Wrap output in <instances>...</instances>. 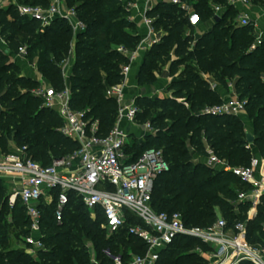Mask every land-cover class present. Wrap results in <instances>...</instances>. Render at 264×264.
I'll use <instances>...</instances> for the list:
<instances>
[{"label":"trees","instance_id":"16d2710c","mask_svg":"<svg viewBox=\"0 0 264 264\" xmlns=\"http://www.w3.org/2000/svg\"><path fill=\"white\" fill-rule=\"evenodd\" d=\"M65 1L74 8L85 26L76 34L77 58L68 80L70 106L84 111L86 120H97L98 134L104 136L114 126L118 114L116 101L105 95V89L121 81L120 67L127 62L115 47L122 45L133 50L139 36L128 32L129 28H134V23L128 19V11L118 0ZM187 1L192 3L201 22L213 19V5L222 7L220 20L210 30L194 38L185 33L193 27L177 6L157 3L148 15L154 18L153 28H162L165 34L145 52L138 82L142 81L143 66L147 65L153 71L171 50L175 57L171 73L176 66L188 61L199 68L206 67L204 73H209L221 85H225L227 80L233 82L237 98L244 101V111L252 126L253 142L247 141L249 132L244 128L241 116L203 112L206 106L221 103V99L198 72L190 69L183 70L168 85L171 97H136L135 104L142 108L137 117L152 111L153 117L149 122L155 133L148 135L144 142H134L130 151L125 147V152L136 158L147 149L162 150L168 170L160 174L154 183L151 201L155 211L179 212L188 226L210 225L216 220L218 211L227 224L232 225L247 219L249 203L236 201L238 192L247 191L250 186L230 172L210 168L203 161L194 162L193 153L205 159L208 155L205 146H208L230 166H245L255 155L253 146L258 157L264 158V39L255 44L253 26L233 22L237 12L227 0ZM252 1L264 6V0ZM17 3L47 8L50 0H17ZM0 26V36L5 38L6 45L0 50L2 151L7 152L6 134L14 132L13 140L17 147H24L25 153L32 151L33 160L48 165L52 159L75 152L78 144L59 132L61 118L56 111L45 107L41 98L32 94L36 80L17 75L18 67L9 55L20 47L17 37H27L32 41L29 47L26 46L27 56L40 49L38 70L47 74L56 87L63 89L65 82L57 64L67 56L72 29L63 18H57L41 28L38 20L19 15L14 4L0 8ZM47 37L48 46L43 44ZM49 53L53 60L49 59ZM19 88L26 91L21 92ZM181 93L185 94L183 101L178 100ZM167 118H170V124L164 123ZM189 148L192 150L189 151ZM5 185L0 179V197ZM54 202L40 207V231L45 249L37 250L36 257L17 248L5 247L8 243L3 233L7 228H3L0 222L3 231L0 233V264H90L83 238L95 242L100 264H111L104 250L122 255L125 261L130 251L136 254L145 252V244L129 234L127 228L105 237L101 228L102 214L98 211L95 219H91L90 212L72 193L69 194L62 222L58 224L53 216ZM5 203L0 200V218L4 215V207L7 208L14 229L20 231L19 236L28 235L29 220L21 201L16 199L13 206L9 205L8 199ZM81 208L86 214L81 212ZM263 225L264 195L254 218L247 220V239L250 243L264 244ZM197 246L206 249L197 240L178 237L161 251L158 264L206 263V258L194 251ZM239 264L251 263L243 261Z\"/></svg>","mask_w":264,"mask_h":264},{"label":"built area","instance_id":"2783aa9c","mask_svg":"<svg viewBox=\"0 0 264 264\" xmlns=\"http://www.w3.org/2000/svg\"><path fill=\"white\" fill-rule=\"evenodd\" d=\"M126 11L134 6L131 0H118ZM149 1V0H148ZM157 3L175 5L187 17L191 27L196 28L201 19L187 0H153ZM236 7L239 4L248 5L250 0H227ZM17 13L21 16L35 19L41 27L48 26L53 20L63 18L68 21L72 31L77 34L85 26L78 19L74 8L62 7L61 0H54L47 8L39 5L15 3ZM214 16L220 15L223 8L214 5ZM151 5L145 6L141 20L148 30L154 32V18L148 16ZM131 20V17L128 16ZM238 24H251L246 12L238 15ZM157 41H159L157 39ZM262 39L256 38L255 44ZM156 43V42H155ZM145 45H137L130 50L122 45L116 46L117 52L126 57L122 64L121 81L112 86H106L105 95L114 98L118 104V114L114 126L107 135H99L97 120H86L85 112L74 110L70 106V89L68 83L60 91L52 87H40L33 93L42 99L43 105L56 111L61 118L59 132L75 141L78 149L43 165L25 155L22 147L17 153H0V179L11 187L8 202L13 206L19 199L24 206L29 220V234L21 237L23 242L31 247L36 256L37 250L45 249L40 231L41 205H50L54 200L53 216L60 224L69 202V194L78 197L87 210L95 218L97 212L102 214L101 228L106 237H111L127 228L128 233L139 238L146 246L143 254L128 253L125 261L120 254H112L104 250L111 264H158L161 251L166 249L174 239L188 237L200 242L201 246L194 251L206 258L207 264H264V244H253L247 239V220L255 214L261 198L264 195V173L262 158L253 155L245 166H230L225 160L219 159L210 149L205 158V165L210 168L230 172L242 183L250 186L247 191L237 194L238 202H248L249 209L246 221H237L228 225L217 212L216 220L207 226H188L184 224L179 212H157L154 210L151 195L155 180L168 170V164L161 149H147L136 158L125 152L129 134L120 126V121L134 123L140 109L135 99H127L123 93L131 62L138 56L139 50ZM27 47L20 46L15 57L25 58ZM65 62V61H64ZM67 63H64V68ZM70 74H67L69 79ZM204 113L213 115L232 114L241 116L244 111V101L236 98L219 104L206 106ZM147 131L154 133L150 122H145ZM133 220V221H132ZM135 221H138L136 223ZM89 252L90 264H100L96 253Z\"/></svg>","mask_w":264,"mask_h":264},{"label":"rangeland","instance_id":"374dc122","mask_svg":"<svg viewBox=\"0 0 264 264\" xmlns=\"http://www.w3.org/2000/svg\"><path fill=\"white\" fill-rule=\"evenodd\" d=\"M53 1L54 0H50V4ZM63 1L65 3V6L66 7L72 8V7H69L67 5V3H66L65 0H63ZM251 3L252 4H255V5H258V3H254L252 0H251ZM66 22L68 23L67 20H66ZM233 22H237L238 23V16L237 15H234L233 16ZM250 22H251V25L252 26L255 25V22H252L251 20H250ZM26 27H27V25H25L24 28H26ZM41 28H44V27H41ZM1 29H2V26H0V30ZM161 29L162 28H159V30H161ZM134 30H136L135 29V25H134V28H132V27L129 28L128 29V32H134ZM162 32L165 34V30L164 29H162ZM185 33L191 34L194 38H197L200 35L199 30H197L196 28L187 29L185 31ZM0 38L2 39V41L4 43V44H2V42H0V50H3L6 47L5 42H4V39L5 38L2 37V36H0ZM256 38L254 39V43H256ZM16 40H17V43H18V47L19 46H27V47H29L32 44V41H30L25 36H21L20 35V36L17 37ZM44 43L47 46L49 45V38L48 37L43 40V44ZM75 43H76V34L72 31L71 32V36L69 38V45H68L69 46L68 47L69 49H68V53H67L66 58L64 59L65 62L62 61V62H59L57 64V66L60 68V74H61V76H62V78H63V80H64L65 83H68L67 74H69V72H70V68H69L70 66L69 67L67 66V67L64 68V63L70 62L71 65L74 64V62H75V60L77 58V51L75 49ZM17 51H18V49L16 51H12L10 53L9 58L11 60H13V57L15 56V54L17 53ZM39 53H40V49H37L33 53H28V56H26L25 58L17 57L18 60H19L18 61L19 62V66L16 65L18 67L17 75L24 76V77L30 78L32 80L35 77H38L39 78V81H37L36 79H34V80H36L37 85L34 86V88H32V90H31L32 94H34L33 91H35L36 89H38L40 87H44V88H50V87H52L55 91H60L61 89L59 87H56L55 86V83L52 82L49 79V77H48L47 74H42L38 70V68H37V61H38V55H39ZM173 56H174V54H173V51L171 50L169 52V54L166 57H164L163 63H159L157 65L158 67L156 69H154L153 71H151L150 68L147 67V65H145V67L143 66V72H142V76L143 77L141 76L142 77L141 78L142 81L139 84V82H138L139 81V74L141 72L140 71V68L141 67H140L139 70H138V75H137V82H138V84L139 85H150L151 83H154L155 82V79L157 78L156 74L163 73L164 69L167 66V62H170V59ZM49 59L50 60H53V57H52L51 53H49ZM53 63L55 64V61H53ZM190 69L198 72L199 75L201 76V78H203L208 83V81L206 79L207 77L204 76L205 74H207V73H204V70L206 69V67L199 68L193 62H189V61L187 63L184 62V63L176 66L175 70L171 73V75L172 76H175L174 78H176V77H178V75L181 72H183V70H190ZM208 75L210 77H212L209 73H208ZM230 84H231V86H233V82L230 81V80H227L226 81V84L225 85H222V86H223L224 89H227L228 90ZM208 85H209V83H208ZM7 88H8V84L5 86V91L7 90ZM19 90L21 92H25L26 91V89H23V88H19ZM171 94H172V91L168 90L166 92V90L164 89V92L161 95H159V96L151 95L150 97H153V98L154 97L164 98V97H171L172 96ZM184 96H185V94L184 93H181L180 94V97L178 98V100L179 101H183L184 100ZM136 105H137V107L141 111L142 108L138 104H136ZM213 105H215V104H213ZM208 106H212V105H208ZM186 107L188 108V105H186ZM117 108H118V104H117ZM0 110H3V105L1 103H0ZM244 114H246V113H243L242 114L243 116L241 115V118H242L243 123H244V128H245V130L247 132H249L251 134L252 133V126L250 125V120L248 119V116L245 115V116H247V117H245ZM152 117H153V113H152V111H150V113L148 115L147 114L145 115L144 113H142V116L141 117L138 116L136 118V120H135L134 123H128L127 122L128 123V130L130 131V133H129V138H128V142L129 143H127L128 145L126 146V148L129 149V151H130V148H131V146L133 145L134 142H137V143L144 142V140H146L147 136L150 135V134H152L151 131H147V128L145 126V122L149 121ZM170 122H171L170 118H167V119L164 120V123L170 124ZM14 135H15L14 132L10 133L9 135L6 134V138L8 139L7 140V152H10L12 150L11 149L12 148V144L14 145V147H13L14 151L16 150V152H18L19 149H20L19 147L16 146V143L13 140ZM176 137L178 138L179 135L176 136ZM252 148H253V146H252ZM2 149L3 148H2V145L0 143V153H5V151H2ZM189 151H191L190 148H189ZM25 155L28 156V157H31L32 151H27L25 153ZM193 161L196 162V163L199 162V161L194 160V159H193ZM202 161L205 162V159L203 158ZM4 187H5L4 188V192L1 194V197H0L1 203L2 202L5 203L6 199H8V192H9L8 191V186L5 185ZM80 210H81V212L83 211L85 213V211L83 210V208H81ZM10 215L11 214H10L9 210L4 207V215L0 218L1 219L0 222H2L1 224H2L3 228L6 227L7 229L5 228L6 231L3 233V231L0 228V233H3L4 238H6V240H7V243L8 244H6L5 247L6 246H10V247H13V248L16 247L19 250H23L24 252L28 253L29 255H31L33 257H36V256H34L32 250H31V247L28 246L27 244H25L23 242L22 238L19 236V232L20 231L14 229V226L12 224L11 216ZM89 216H90L91 219H95V218H92V215L90 213H89ZM103 232H104V235L106 237V233H105L104 230H103ZM83 239H84L83 241L85 242L86 249L87 250H90L91 253H96V251H95L96 250L95 242L92 241V240H90L89 238H83ZM196 264H207V262L206 263H204V262L203 263L197 262Z\"/></svg>","mask_w":264,"mask_h":264},{"label":"crops","instance_id":"0c3cea01","mask_svg":"<svg viewBox=\"0 0 264 264\" xmlns=\"http://www.w3.org/2000/svg\"><path fill=\"white\" fill-rule=\"evenodd\" d=\"M15 3H17V0H0V8H6L9 5H13V4L15 5ZM133 3H134V6L129 11V16L131 17L130 21L132 23H134V25H135V29H136L134 31L135 34L139 36V41H138L137 45L141 44V45H145L146 47L144 49L139 50L138 56L130 64L131 65L130 70L128 72L126 82L124 83V86H123V93H124V96L127 99V101L130 99H136V97L145 96V95L147 97H150L151 95L159 96L164 92V89L167 92L168 91L167 90L168 85L172 81H174L178 78V77L174 78L175 76H172L171 72H170L171 63L175 58L173 56L174 58L172 57L170 59V62H167V66L164 69L163 73L156 74L157 78L155 79L154 83H151L150 85H139L138 84V82H137L138 70L141 67V64L144 60L145 52L155 42L156 43L159 42L161 40L162 36L164 35V33L162 32V29H161V30H157V31L154 30V32L152 34H148V30L141 20V13L143 12L145 6L151 5L153 8L156 5V3L153 0H149V1L148 0H133ZM61 6L64 8L66 7L63 0H61ZM234 9L237 12V14H236L237 16L239 15L240 12H246L248 14L250 20L252 22H255V25H253V34H254L255 38L260 37L261 39H264V6H261L260 4H258V5L252 4L250 1V3L248 5L239 4L236 7H234ZM213 24H214V21H213V19H211V20H208L205 22H201L196 27V29L199 30L200 35H201L204 32L210 30L212 28ZM157 39L159 41H157ZM0 42H2V44H4L1 38H0ZM11 61L19 66V62H18L19 60L17 57L14 56L13 60H11ZM67 66L68 67L70 66L69 67L70 68L69 74H70L73 65H71L70 62H67L65 67H67ZM204 76L207 77L206 79L209 83V87L218 94V96L221 99V102L236 98L234 88H233V86H231V84L229 86V89L227 90V89H224L220 83H218L212 77H210L208 75V73L205 74ZM34 79L39 81L38 77H35ZM68 85H69V81H68ZM245 115L246 114H244V116ZM245 117H247V116H245ZM250 125H251V122H250ZM120 126L125 131H127L128 134L130 133V131L128 130V123L126 121L121 120ZM13 147H14V145L12 144V148H11L12 150L10 152L11 153H17L16 150L14 151ZM205 147L208 148V146H205ZM252 149H253L255 156H258V152H257L256 148L253 147ZM193 159L197 160V161H202L203 157H201L200 155H197L196 153H193ZM262 172L264 173V158H262ZM10 190H11V187L8 186V191L10 192ZM256 212H257V210L255 211V214L250 216V219L254 218V216L256 215Z\"/></svg>","mask_w":264,"mask_h":264},{"label":"water","instance_id":"95a60500","mask_svg":"<svg viewBox=\"0 0 264 264\" xmlns=\"http://www.w3.org/2000/svg\"><path fill=\"white\" fill-rule=\"evenodd\" d=\"M221 16L220 15H215L213 17V21L214 23L218 22L220 20ZM5 53H8V50H5ZM247 141L248 143H252L253 142V137L250 133H247Z\"/></svg>","mask_w":264,"mask_h":264}]
</instances>
